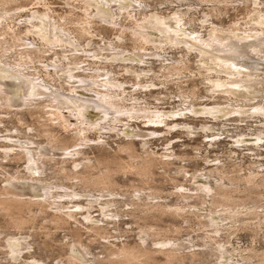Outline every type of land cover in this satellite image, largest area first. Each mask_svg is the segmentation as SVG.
I'll return each mask as SVG.
<instances>
[{"label": "bare ground", "instance_id": "1", "mask_svg": "<svg viewBox=\"0 0 264 264\" xmlns=\"http://www.w3.org/2000/svg\"><path fill=\"white\" fill-rule=\"evenodd\" d=\"M17 1L20 2L19 0H3V2L0 0V26L9 12L14 11L13 8H11L13 10H10L9 3L13 4ZM80 2L84 6L83 14L85 20L84 26L80 29V37L83 34L90 36V38L96 36V34H92V26H94L95 20L98 23L104 24V26L120 28V34L122 35L116 36V40H102V44H96L98 50L90 52V44H86L85 46L80 44L78 34H75L66 26V20L64 18H60L62 22L55 20L56 18L49 11L34 10L32 14H28V17L21 18L24 19L22 24L26 27V34L37 36L40 43L37 41V43L34 41L21 42L27 40H24L22 36H16L14 28L10 29L8 27V31L12 30V32H5V27L7 26H4L5 29L3 30L5 34H11L10 38L14 42H21L20 44L11 42L13 44L11 47H21L22 49L16 51L13 62L6 61L4 58L7 59L8 57H6L5 53L11 47H5V45L9 44L6 37L0 40V49L2 51V53L0 51V109L13 108L15 110H25V112L27 111L31 115L42 114L43 112L48 113L46 116L50 117L45 119V122L37 128V132L39 134L46 133L50 142L47 145L36 144L31 135L25 132L22 133L19 129L15 130V135L12 132V134L3 136V140L0 141L4 142L0 143V152L2 153L0 154L3 155L4 162H6V159H12V157L25 160L27 173L16 172L11 176L8 174L9 177L4 181L6 183L5 186H0V215L5 218L4 220L12 224L24 226L26 220L21 217L17 218L16 216L25 212L30 214L33 213L34 209H37L39 212L48 213L51 216L50 221L55 225L68 228L71 220L75 219L78 212H86V215L82 216V220L86 224H90L89 228L94 233L103 235L107 232V228L103 227L104 222H100L90 214L95 209V205H98L101 216L100 220L104 218V220H113L112 222L116 220L118 222L120 216L128 214L133 218L134 223L138 225L140 237H147L146 240L142 238L140 243H136L134 246L123 245L115 248L106 246L104 252L105 258L103 260H107L110 264H162V261L164 264H181L187 258V254L182 253L183 251H181L180 246L174 239L152 240V243H150V238L157 235V233L153 225L149 224V220L165 215L183 217L187 213L184 207H172L163 203L164 200H161L163 190L154 185L155 170L161 169L164 174H167L169 168L174 164L173 160H177L178 158L172 155L174 153L157 155L149 151L147 148L150 144V138L159 136L158 130L163 128L168 130V134L177 130L182 132L184 129V132L189 135L194 134L198 130L197 127L189 124L181 125V123L177 122L189 116H194V118L204 116L205 120H214V122L225 118L228 120L230 118H240L238 121H243L241 119L247 117L264 118V102L252 103L260 98V96L251 95L250 90L245 95L246 99H238L236 96H232L233 93L231 92H224V94L220 92L219 95H217L218 92H214L212 98H209V102L212 103L202 106L201 109H197L200 106H195V104L191 103L197 97V93L193 88L189 91L181 92L179 96L180 104L178 106H182V108L176 111L160 110L158 107L148 108V104L144 103L146 100L134 97L133 95L136 92H143V89H145V92H151L154 90L151 88H156V84L153 82L144 83L142 77L145 78L147 75L144 76L142 73L126 70L128 74L134 77L133 84L131 82L129 85L127 81L116 77L118 73L115 74L112 70H100L98 66H106V64L108 66H112V64L147 66L149 63L146 57L148 56H144L146 54L144 52H148L146 46L154 43L158 46V48L152 46L154 50H162L166 46L165 41L155 42L152 39L154 38V32H158V30H150L152 26L150 28L148 26L154 24L162 27L160 36H164L165 38L168 36V38L177 40L172 44L173 46L184 44L190 51L193 49L206 50V52H210L211 54V52L216 50L215 47L220 44L218 46L221 48L219 51L224 54L218 55L216 60L220 64L219 69L224 70H231L228 64L236 66V62H242V64L244 62H257L262 64L264 57L258 58L256 54L264 52V48L258 50V48H252V46H256V44L264 46V40L261 42H258L256 38L251 42L240 40L236 44L222 42L218 38L216 40H212V38L206 40L198 32L184 29L183 27L186 22H184V18L180 17V14L170 16V18H174L172 21L176 22L174 28H172V24H167V22H170V18L163 20L158 17L156 18V22H154L152 20L154 14H148L150 20L145 19L138 22L136 16H140V10L138 9L141 7L140 2L142 0H126V2H130V6H118V0L116 2H108V0H80ZM108 4H112L116 8H110ZM4 6H9L8 9L10 11L6 7L4 8ZM258 6H263L262 2H258ZM21 8L22 6L18 9ZM260 11L256 10V12ZM124 14L128 16L130 22L134 20L136 24L131 27L122 25L119 19ZM260 18L264 20V11L260 12ZM77 26H80V24ZM214 30H218V28H214ZM126 32H130L127 36L130 37L129 39L135 45L132 52L118 45L120 42H124L122 39L126 38L124 36ZM150 32H152V35ZM184 32L188 34V36H184L186 40H179L180 34H184ZM3 34L0 32V36ZM234 34H238V32ZM230 46H232L231 49ZM244 48H248L250 54H242ZM156 52H152L151 54L158 56ZM47 53L54 54V58L50 62L46 58H41L42 56H48ZM104 54H110V56H104ZM252 54L256 56V60L250 58ZM78 56H84V60H92L94 64L80 62ZM160 56L161 54H159ZM130 57L142 58L144 62H122V60ZM202 61V67H208V69L203 73L199 72V74L204 76L203 79L205 81L214 83L216 88L223 86L222 82L224 80L226 82L236 80V84L240 82V86H248V88H252L254 84H258V86H255L256 91H258L257 94L264 89L263 85H260L264 82L262 81L264 78L261 79L256 74L257 72H262V66L258 67L257 63L244 64V66L240 64V68H250V70H244V72H249L248 74H244L242 70H236L232 74H216V67L208 65L203 56ZM96 62H104V64H96ZM90 66H94V68H90ZM130 66H126V68H130ZM186 68H188V65L184 59L175 60L171 64H162L161 74L162 72H168V76L165 73L163 77L166 82L170 83L172 77L175 75L179 76L182 73L181 71ZM213 72L216 76H226V78L222 81H220V78L212 79V76H214ZM128 88L131 91L127 90ZM208 89H211V86ZM210 93L212 94V92ZM216 95L228 96V100H224L227 103L214 101V96ZM92 113L96 114L95 119L91 118ZM206 116L208 117L206 118ZM72 118L76 120V123L70 122ZM134 119H143L144 123L153 130L143 133L141 130L132 128L130 120ZM205 122L200 129L206 132V134L218 129V126ZM0 123H2L1 118ZM120 126H124V128L120 129ZM54 127L74 133L73 139L75 144L72 148L67 146H64V148L59 147L60 144H65L72 138L58 136L54 132ZM31 130L34 131V128H31ZM6 131L8 132V130ZM97 131L99 133L102 131L110 133L122 132L126 138H129L131 141L125 142L119 149L121 152H127L130 163L112 168L109 165L104 166L105 163H110V159L102 157L88 158L86 164L78 162V157L82 156L86 148L105 143L101 140V137L97 139L88 137L90 133H96ZM218 135L214 133L210 135L213 138L208 141L209 145L212 146L220 142V138L217 137ZM233 136H236L233 144L237 148L250 145L248 150H256L264 147V126L255 129L250 139H247L248 135L243 134L242 130ZM133 138L134 140L138 138L142 140L141 145L144 148L142 154L136 153ZM55 149L62 150L61 158H57L59 155L57 156V153L54 151ZM63 160H70V162L73 160L72 169H66L60 162ZM99 165L104 166L103 169L98 168ZM255 167L260 169L264 167V164L256 162ZM49 170H52L51 174L48 173ZM127 170L134 177H138L137 181L139 185L131 183L128 186H121L114 179L115 173ZM176 173L183 175L186 172H184V167L180 166L176 168ZM190 176H193L192 179L195 181L203 179L205 184H198V192L194 195L188 193V190L183 187L184 185L176 186V189H179L177 196L185 200L197 198V200L205 201L204 198L199 196L200 194H205L209 200L211 199V203L218 207H225V205L234 203L237 199L234 193L239 189H242L243 192L248 191L252 193L257 189L264 188V169L261 171L250 170L244 178H232V174H224L220 167L215 166L210 168L205 174L204 172H198V174L194 173ZM215 176L224 178V180L228 176V181L232 186H225L224 180L210 178ZM210 179H214V181ZM64 181H68L71 185H66ZM240 182L246 185H242ZM122 189H125V191ZM95 191H100V195H96ZM119 197H128L129 201L126 202L128 210H122L117 207L121 203L118 199ZM248 199L252 200V198ZM65 202H69L72 206H65ZM84 202H86V205L83 204ZM109 207L113 209L110 210ZM240 208L242 210H238V212L231 210V208L224 210L223 212L226 213L225 217L236 220L239 219V216H244V218L255 216L257 220L254 226L264 229V211L262 212V208L258 206L257 202L251 207L246 206L244 208V206H240ZM215 216L218 215L211 213L208 216V222L216 230H219V222L215 219ZM244 225L247 227V224L244 223ZM25 237L22 236V239L15 240L8 238L7 246L11 258L13 256L19 259L21 254H25V251L31 249L32 246H28L30 236ZM106 241L108 242V240ZM19 245L24 246V248L18 250L16 247H19ZM76 253H80L86 262L77 257ZM194 254L191 253L190 255L193 256ZM91 255L88 254L85 246L78 242L70 246V254H68L66 260H60L59 262H55V264H90L92 260L87 258H90L89 256ZM12 259L14 260V258ZM103 260L96 259L95 261L101 262ZM262 263L264 264V262ZM30 264L47 263L42 260H32Z\"/></svg>", "mask_w": 264, "mask_h": 264}, {"label": "rangeland", "instance_id": "2", "mask_svg": "<svg viewBox=\"0 0 264 264\" xmlns=\"http://www.w3.org/2000/svg\"><path fill=\"white\" fill-rule=\"evenodd\" d=\"M1 1L3 2V0ZM19 1L20 2L17 1L13 4L9 3L10 7L4 6V8L6 7L7 9L9 7L10 10L14 9L12 12L8 9L10 12L0 26V29H2L0 32H2V34L4 33L0 36V40L6 37V40L9 42L5 47L13 46L11 42L14 44L18 43L10 38V36H12L11 34H5L9 29L8 27H10V29L14 28L13 30L16 31V36H22L24 40H27L21 42L27 43L37 41L40 43L37 36L26 34V27L22 24L24 19H21L28 17V14H32L34 10L42 12L49 11L50 14L56 18L55 20H59V22H62L60 18H64V20H66V26L75 34H78L80 44L84 46L90 44V52H92V50H98L96 44H102V40H116V36L122 35L120 34V28L104 26V24L98 23L97 20H95L94 26H92V34H96V36L90 38V36L83 34L82 37H80V29L84 26L85 22L83 14L84 6L80 0L76 2L74 0ZM38 2L40 3L38 4ZM108 2H116V0H108ZM258 2H262L263 6H258ZM15 3H19L22 8L18 9L20 6L19 4L15 5ZM108 6H110V8H116V6H112V4H108ZM118 6H130V2L118 0ZM140 6L141 7L138 9L140 10V16L134 14L138 22L145 19L150 20L148 14H154V16H152L154 22H156V18L158 17L163 20H168L171 15L180 14V17L184 18V22H186L183 28L188 31L198 32L206 40H210L211 38L212 40H216V38H218V40L230 42V44H236V42H240V40L251 42L255 38L258 42L264 40V20L260 18V12L264 11V0H142ZM256 10L261 11L256 12ZM116 14H118V12H116ZM124 16L119 19L122 25L131 27L136 24L134 20L130 22L126 14H124ZM144 16H146V18H144ZM172 20H174V18H170V22H167V24H172V28H174L176 22ZM76 24H80V26ZM150 24H152V22H150ZM4 26H7L5 27V32L3 30L5 29ZM150 26H152V28H150ZM148 27L150 30H158V32H154V38H152V36L151 38L155 42L165 41L166 46H164L162 50H154V48H152V46H156L154 43L150 44V46H146L148 52H144L146 53L144 56H148L146 57L149 63L147 66H130V64H126V66H130V68H126L124 64H112V66L106 64V66H98L100 70H112L115 74L118 73L116 77L120 80L127 81L129 85L131 82L133 84L134 77L128 74L126 70L142 73L144 76L147 75L145 78L142 77L144 83L148 84L153 82L156 84V88H151L154 89L151 92H145V89H143V92H136V94L133 95L134 97L146 100L144 103L148 104V108L158 107L160 110L176 111L182 108V106H178V104H180L179 96L181 92L189 91L193 88L197 93V97L196 100L193 99L191 103L195 104V106H200V108L197 109H201L202 106L205 105H210L212 102H209V98H212L214 92H218L217 95H219L220 92H222V94H224V92H231L233 93L232 96H236L238 99H246L245 95L247 91L250 90L251 95L260 96V98L252 103L264 102V89L257 94L258 91H256L257 89L255 86H258V84H254L252 88H248V86H240V82L236 84V80L226 82V80H224L226 76H216V74H232V72H236V70H242L243 72L244 70H250V68H240L242 62H236V66H234V64H228L231 70L219 69L220 64H218L216 58H218V55L224 54L219 51V49H221L218 47L220 44L215 47L216 50L211 52V54L210 52H206V50L193 49L190 51L184 44L173 46L172 44L177 41L174 40V38L160 36L162 31L160 25L154 24ZM214 28H218V30H214ZM8 32L11 33L12 30ZM235 32H238V34H234ZM128 33L130 34V32L124 34V36H126L125 39H122L124 42H120V44L116 42V44L132 52L135 45L134 42L129 39L130 37L127 36ZM150 34L152 35V32H150ZM184 36H188V34L184 32V34H180V38L178 39L186 40ZM214 43L216 44V42ZM104 44H106V42H104ZM156 48H158V46H156ZM231 48L232 46H230V49ZM248 48H250V46H248ZM248 48H244L242 54H250ZM252 48L262 50L264 46H258V44H256V46H252ZM18 49L20 50L22 48L11 47L8 49L5 53L8 58H4V60L13 62ZM58 52H60V50H58ZM152 52H156L158 56H154V54H151ZM47 54L48 56H42L41 58H46V60L50 62L54 58V54ZM159 54H161L160 57ZM107 55L110 56V54H104V56ZM201 55L206 59L208 65L217 68L216 74H214L215 71L212 73L214 74L212 79L220 78V81L224 80V82H222L223 86L216 88L214 83L205 81L203 79L204 76L199 74V72L203 73L208 69V67H202L203 61ZM256 56L262 58L264 57V52L256 54ZM256 56L252 54L250 58L256 60ZM78 57L80 62L94 64L92 60H84V56ZM16 58H18V56H16ZM181 59H184L188 68L182 70L179 76L175 75L172 77L170 83L166 82L163 74L166 73L168 76V72H162L161 74L162 64H171L175 62V60ZM112 60L114 59L112 58ZM230 60H232V58H230ZM122 62H144V60H142V58L130 57L126 58V60H122ZM253 63L257 62H244V64ZM96 64H104V62H96ZM244 64H242V66H244ZM257 65L258 67L262 66V72L254 73L262 79L264 78V62H262V64L257 63ZM38 68H40V66H38ZM90 68H94V66H90ZM232 68H234V70H232ZM252 70H254V68H252ZM248 73L249 72H244V74ZM170 74H172V72H170ZM260 85L264 87V82ZM209 86H211V89H208ZM127 90H130V88ZM132 90H134V88H132ZM240 90H242V92H240ZM210 92H212V94ZM217 95L214 96V101L227 103L224 102V100H228V96ZM225 97L226 99H224ZM217 98H219V100H217ZM177 106L178 108H176ZM46 114L48 113L43 112L42 114L31 115L29 112H25V110H15L13 108L0 109V118L2 119V123H0V141L3 140V136L12 134V132L15 135V130L19 129L22 133L25 132L31 135V138L36 144L47 145L50 142L47 138V134H39L37 132V128L45 122V119L50 117L46 116ZM207 117L208 116H206V118ZM91 118L95 119L96 114L92 113ZM238 120H240V118H230V120L225 118L214 122V120H205L204 116H198V118L189 116L177 122L181 123V125L189 124L197 127L198 130L194 134L189 135L184 132L185 129L182 130V132L177 130L176 132L168 134V130L163 128L158 130L159 136L150 138V144L147 148L149 151L157 155L174 153L172 155L178 158L177 160H173L174 164L169 168L167 174H164L161 169L155 170L154 185L163 190L161 200H164L163 203L172 207L182 206L187 212L183 217L165 215L160 218L149 220V224L153 225L157 233V235L150 238V243H152V240L174 239L180 246L181 251H183L182 253L187 254V258H185L183 260L184 262L181 264H263L262 262H264V229H259L254 226L257 220L255 216H248L247 218L239 216V219L233 220L226 218V213L223 212L229 208L238 212V210H242L240 206H244V208H246V206L251 207L256 202L258 206L262 208L263 212L264 188L257 189L252 193L248 191L243 192L242 189H239L234 193L237 198L236 201L228 205L224 204L225 207L213 205L211 199L209 200L205 194L199 195L201 198H204L205 201L197 200V198L185 200L177 196L179 189H176V186L183 185V187L188 190V193L193 195L196 194V192H198V184H205V182L203 179L195 181L192 179L193 176L190 175L194 173L198 174V172H204L205 174L210 168L215 166L220 167L224 174H232V178H244V176L248 175L250 170L261 171L264 169V167L260 169L255 167L256 162L264 164V147L256 150H248L250 145L237 148L233 144L234 138H236V136L233 135L238 134L241 130L243 134L248 135L247 139L252 138L254 130L264 126V118L247 117L242 118L241 120L243 121ZM204 121H206L205 123L207 124L218 126V129L206 134V132L200 129ZM20 122H22V124H20ZM70 122L76 123V120L72 118ZM144 122L143 119L130 120V126L134 129L141 130L143 133L151 132L153 129L149 128ZM31 128H34V131L31 130ZM122 128H124V126H120V129ZM6 130H8V132ZM54 132L58 136L72 138L67 143L60 144V148H64V146L72 148L75 144L73 139L74 133L72 131L66 132L59 127H54ZM213 133L219 134L217 137L220 138V142L211 146L208 141L213 138L210 137ZM88 137L91 139L101 137V140L105 143L103 145L86 148L82 156L78 157V162L86 164L88 158L102 157L110 159V163L107 162L104 166L109 165L112 168L130 163L127 152H121L119 149L122 144L131 141L129 138H126L122 132L110 133L108 131H102L99 133L97 131L96 133H90ZM133 141L136 153L142 154L144 152V148H142L141 145L142 140L139 138L134 140L133 138ZM54 151L57 153V156L59 155L57 158H61L63 153L62 150L55 149ZM1 154L0 186H5L6 183H4V181L9 177L8 174L11 176L16 172L27 173V170L25 169V160L12 157V159H6V162H4L5 159ZM60 162L66 169H72L73 160L72 162H70V160H63ZM104 166L99 165L98 168L103 169ZM180 166L184 167V172H186L183 175H178L176 173V168ZM51 172L52 170H49L48 173L51 174ZM210 178L224 180V178H218V176ZM114 179L121 186H128L131 183L139 185L137 181L138 177H134L129 170L115 173ZM210 180L214 181V179ZM64 183L66 185H71L68 181H64ZM212 184L215 185L214 182H212ZM240 184L246 185L242 182H240ZM224 185L232 186L228 181V176H226V180H224ZM95 189L98 190L99 188ZM122 190L125 191V189ZM99 192L100 191H95V194L100 195ZM248 198H252V200ZM118 199L121 203L117 207L122 210H128L129 208H126V202L129 201L128 197H119ZM242 202H244V204H242ZM83 204L86 205V202ZM66 205L72 206L69 202H65V206ZM94 208L95 209H93L90 214L100 222H104L103 227L107 228V232L103 235L94 233L89 228L90 224H86V222L82 220V216H85L86 212H78L75 219L71 220V224L68 228L55 225L50 221L51 216L48 213L39 212L37 209H34L33 213L30 214L25 212L16 216L17 218L21 217L26 220L24 226L12 224L4 220L5 218L0 215V264H30L32 260H42L47 264H55V262H59L60 260H66L68 254H70V246L78 242L85 246L88 254H92L89 256L90 258H87L92 260L90 264H110L107 260H103L105 258L104 252L106 246L113 248L123 245L134 246V244L140 243L142 238L146 240L147 237H140L138 225L134 223L130 215L126 214L120 216L118 222H116V220H114V222H112L113 220H104V218L100 220L101 216L98 205H95ZM109 208L110 210L113 209L112 207ZM211 213H216L218 215L215 216V219L219 222V230H216L214 226L210 225V222H208V216ZM104 214L106 213L104 212ZM242 214H244V212H242ZM236 222H238V224H236ZM244 223L247 224V227ZM22 236H30L28 239V246L32 247L30 250L25 251V254H21L19 259L12 256V258H14L13 260L10 256V252H8V238H13V240L22 239ZM106 240H108V242ZM16 248L20 250V248H24V246L19 245V247ZM191 253L195 254L191 256ZM254 255L255 257H253ZM76 256L84 260L80 253H76ZM100 256H102V258H100ZM96 259H101L103 261L96 262ZM84 262H86V260H84ZM162 264H164L163 261Z\"/></svg>", "mask_w": 264, "mask_h": 264}]
</instances>
